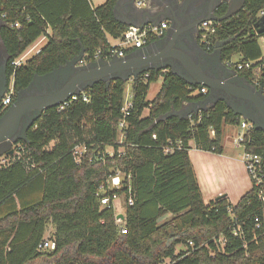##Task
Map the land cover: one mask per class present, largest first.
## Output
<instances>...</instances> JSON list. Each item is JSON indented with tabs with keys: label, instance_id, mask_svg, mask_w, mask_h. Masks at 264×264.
<instances>
[{
	"label": "trees",
	"instance_id": "16d2710c",
	"mask_svg": "<svg viewBox=\"0 0 264 264\" xmlns=\"http://www.w3.org/2000/svg\"><path fill=\"white\" fill-rule=\"evenodd\" d=\"M117 1L95 6L92 0H0L6 22L2 37L11 54L12 101L35 74L52 71L83 49L84 63L97 60L99 50L100 58L111 59L118 47L108 35L121 38L128 28L115 16ZM227 8L223 2L216 15ZM263 10L264 0H246L236 15L216 20L210 44L202 46L212 52L217 43L230 40L221 47L222 60L241 55L238 74L264 89V35L256 27ZM43 36L46 43L38 53L21 66L12 65ZM256 68L260 76L254 81ZM161 76L160 91L148 100L151 84ZM126 84L122 78L100 80L86 89L89 102L79 99L63 111L45 110L27 138L18 141L24 155L0 165V264H162L167 258L172 264H264V205L255 189L235 204L226 194L205 201L190 156L191 142L223 153L224 126L240 124L241 117L219 100L198 114L162 119L209 95L196 93L203 85H191L170 69H150L133 79L132 107L125 117ZM247 136L250 151H264L263 130L252 127ZM76 146L86 148L80 161L73 154ZM169 146L173 151L167 153ZM116 170L124 180L109 193L126 199V234L114 204L102 205L98 193ZM256 217L261 228H256ZM49 224L56 248L41 251L38 245Z\"/></svg>",
	"mask_w": 264,
	"mask_h": 264
},
{
	"label": "water",
	"instance_id": "95a60500",
	"mask_svg": "<svg viewBox=\"0 0 264 264\" xmlns=\"http://www.w3.org/2000/svg\"><path fill=\"white\" fill-rule=\"evenodd\" d=\"M122 1L118 0L115 6L118 20L138 27L159 25L166 20L170 22L167 34L127 56L113 55L111 59L100 58L80 64L83 62V49L75 58L52 71L35 74L29 85L20 91L17 101L0 118V157L15 153L13 143L27 138L28 130L45 110L57 107L73 94L86 90L100 80L109 82L122 78L129 81L150 69H171L191 85H203L210 90L204 100L192 102L187 108L168 113L162 119L171 115L188 117L192 113L198 114L224 100L236 114L264 131V89L257 88L222 60L221 47L230 40L217 43L216 49L210 53L195 41L192 34V30L204 21H222L236 15L244 8L246 0H226L228 8L222 16H217L216 10L224 0H165L166 8L156 12L147 7L137 8L135 0H129L127 4L131 20L119 16ZM189 6L197 12L198 18L194 24L182 25L175 10L185 13ZM167 7H172V11ZM168 11L173 15H169ZM256 27L257 33L264 35V14ZM119 217L124 219L125 215L120 214Z\"/></svg>",
	"mask_w": 264,
	"mask_h": 264
},
{
	"label": "built area",
	"instance_id": "2783aa9c",
	"mask_svg": "<svg viewBox=\"0 0 264 264\" xmlns=\"http://www.w3.org/2000/svg\"><path fill=\"white\" fill-rule=\"evenodd\" d=\"M147 0H135V5L137 7H143L146 4ZM264 14V10L261 11L260 16ZM215 22L216 20H207L201 23V42L202 44H206L207 47L210 44V36L211 34L215 31ZM15 26H19L18 23L15 24ZM168 27L167 22H162L159 25H153V24H147L144 27H138V26H128L127 30L121 37L122 39V44L124 47H135V48H141L143 47L146 43L147 40L150 37H158L162 36L165 33L166 28ZM262 42H264V36L261 38ZM41 50L38 49L37 53ZM101 51L96 52V58H100ZM113 55H118L120 57L125 56V51L123 49H116L112 51V56ZM23 54L20 55L18 58H16L13 62L12 65L15 67L21 66L24 64L26 61L23 58ZM226 63L229 64L230 67L236 65L232 60L227 61ZM243 67L242 64L238 65V68L241 69ZM148 75V74H147ZM146 75V76H147ZM209 89L206 86H203L202 88L198 89L197 92L201 93H208ZM14 95V89L11 88L6 96L3 99V105L8 106ZM82 99L84 102H89L90 101V96L86 90L81 91L79 93L73 94L69 99L58 105V111H63L67 106H69L72 102ZM132 107V95H131V101H126L125 100V105L123 108L124 116L126 117L127 115L130 114V108ZM240 127L243 129L242 132L239 133L238 136L234 138V141L236 143L243 145L244 147V153H243V163L246 169V172L248 174V177L251 182V188H254L257 195H258V200L261 202L262 205H264V151L263 152H254L250 151L247 146L252 142L251 138L248 135V132L251 130L252 127H255L254 124L250 121H248L245 118H241L240 122ZM126 126V120L123 119L120 122V128H124ZM123 136V135H122ZM171 143H173L171 141ZM176 145L178 147H181L182 141L178 140L176 142ZM86 151V148L84 146H76L73 149V154L76 157L77 161H80L81 156L83 153ZM165 151L172 152L173 147H167ZM17 151L15 150V153L12 155H4L0 157V165L1 164H7L10 163L12 159H15L14 156H16ZM110 155H113V152H109ZM120 174L124 173L120 170H116L115 173L111 174L110 177L107 179V181L99 187V194L101 195V204L102 205H107V204H114L115 209L117 207L118 202L120 201L122 195L118 193H109V192H114L117 189H120L124 180V177L121 178ZM129 203L132 204L133 200L132 198L129 199ZM235 204V203H234ZM232 209L230 208V211ZM120 214V213H119ZM118 215V214H117ZM125 218V217H124ZM117 223L122 225L121 232L123 234L127 233V229L124 226V219L120 218L119 215L116 217ZM256 222V228H261L262 222L260 217L255 218ZM241 233V226L239 225L235 229V234H240ZM222 240V239H221ZM191 245H193V242H190ZM56 248V240L53 237H44L43 240L38 245V249L41 251H52ZM172 260L170 258H167L163 261L162 264H172Z\"/></svg>",
	"mask_w": 264,
	"mask_h": 264
},
{
	"label": "rangeland",
	"instance_id": "374dc122",
	"mask_svg": "<svg viewBox=\"0 0 264 264\" xmlns=\"http://www.w3.org/2000/svg\"><path fill=\"white\" fill-rule=\"evenodd\" d=\"M100 2L101 0H92V3L95 5H98ZM45 43H46V37L43 36L39 38L36 42H34L31 46H29L27 50L23 53L24 60L27 61L28 59L32 58L37 53V50L43 47ZM262 46L264 49V42H262ZM232 59L233 61L237 62L241 59V55L236 54L232 57ZM259 76H260V68H256L254 81H256L257 77ZM162 79L163 77L161 76L157 82L151 84L150 92L147 96V99L152 100L156 96L157 92L161 87ZM12 85L13 83L11 81V86ZM132 87H133L132 80L127 81L126 90H125L126 101H131ZM242 130L243 129L240 127L239 124H228L227 127H225L223 142L224 144H226V149L223 153L220 154L224 160L221 161L212 160L213 161L212 166L207 160H204L202 162V158L199 155L195 156L194 155L195 154L194 152L196 151L195 149L192 151L195 163L193 162L192 158L191 160L193 162V165L195 164L194 168L196 166L195 171L196 173H198L197 175L200 176L202 186L205 191L204 193L206 199H209L211 193L215 191L217 188L225 189L227 193H230L231 195H234L236 191L238 192V191L247 190L248 188V180L246 176L247 172L243 163L244 147L243 145L238 144L236 143V141H234V138L238 136L239 133L242 132ZM231 142L234 143V145H232ZM107 149L112 150L113 147L110 146ZM16 151H17L16 156L20 157L24 155V151L21 148L20 144L17 145ZM120 176L121 178L124 177L123 174H120ZM235 199H237V197H235ZM126 206H127L126 199L124 196H122L117 204L116 214L125 215ZM118 215H116V217ZM173 216L174 215H170L169 218H172ZM53 233H54L53 225L49 224L45 236L53 237L54 236ZM181 249L182 246L178 245L177 252H179Z\"/></svg>",
	"mask_w": 264,
	"mask_h": 264
},
{
	"label": "crops",
	"instance_id": "0c3cea01",
	"mask_svg": "<svg viewBox=\"0 0 264 264\" xmlns=\"http://www.w3.org/2000/svg\"><path fill=\"white\" fill-rule=\"evenodd\" d=\"M106 0H101V2L98 4V5H100V4H102V3H104ZM183 1H186V0H180V2H183ZM129 2V0H123L122 1V5H121V9H120V12H119V16H121L122 18H124V19H126V20H131V18L129 17V13H128V3ZM224 2H227L226 0H224ZM165 3H167L165 0H147V2H146V4L143 6V7H137V8H144V7H147V8H149L150 10H152V12H156L157 10H159V9H161V8H166V4ZM95 5V4H94ZM98 5H95V6H98ZM168 8V7H167ZM168 9H170V11H172V7H169ZM163 22H167L168 23V27L166 28V30H165V34H164V36L167 34V32H168V30L170 29V22H168V21H163ZM127 26H129L128 24H127ZM163 36V37H164ZM162 38V37H161ZM158 39H160V38H157V39H154V40H150V42H148V43H146L143 47H141V48H135V47H132V46H129V47H124L123 46V44H122V39L121 38H114L113 36H111V35H108V40H109V42L113 45V46H117L119 49L121 48V49H123L124 51H125V56H127V55H129V54H132V53H134V51L135 50H137V49H143V48H145L146 46H148V45H150V44H153L155 41H157ZM202 45V44H201ZM128 50H131V51H128ZM98 59H100V58H98ZM232 61H233V59H232ZM225 62H227V61H225ZM234 63H236L235 61H233ZM80 64H85L84 62H82V63H80ZM234 67V66H233ZM235 68V70L237 71V73H238V70L236 69V67H234ZM164 70H168V69H164ZM171 70V69H170ZM241 76V75H240ZM163 77V76H162ZM163 81H164V77H163V79H162V84H163ZM132 82H133V79H132ZM157 82V81H156ZM162 84H161V87H162ZM161 87H160V89H161ZM160 89H159V91H160ZM209 89V88H208ZM158 91V92H159ZM210 91V90H209ZM150 92V91H149ZM157 92V93H158ZM196 93H197V91H196ZM157 95V94H156ZM149 100V99H148ZM191 103H188V104H185L183 107H182V109L184 108H187L189 105H190ZM181 109V110H182ZM180 110V111H181ZM149 114V108H146L145 110H144V113H143V115L144 116H147ZM228 125V124H227ZM227 125H225L224 126V133H225V127H227ZM231 144L232 145H234V143H232L231 142ZM223 146H224V151H225V149H226V144H224V142H223ZM196 150L194 153V155L195 156H197V155H199L201 158H202V162L204 161V160H207L209 163H210V165L212 166V162L213 161H221V160H224L223 159V157H221V155L220 154H217V153H214V152H210V151H204V150H201V149H198V148H196V146H195V144L193 143V142H191V149H190V156H191V158H192V160H193V162H194V158H193V153H192V151L193 150ZM107 151L108 152H113V149L112 150H109V149H107ZM213 160V161H212ZM195 163V162H194ZM195 165V164H194ZM195 168H196V166H195ZM246 173V172H245ZM198 174V173H197ZM198 176V179H199V183H200V186H201V189H202V192H203V196H204V199H205V201H210L211 199H214V198H216L217 196H219V195H223V194H226V195H228V197L230 198V200L233 202V203H236V201H238L250 188H251V182H250V179H249V177H248V175L246 174V176H247V180H248V188H247V190L245 191V190H243V191H236V193L234 194V195H231L230 193H227V191L225 190V189H221V188H217L215 191H213L212 193H211V196L209 197V199H206V196H205V191H204V189H203V186H202V182H201V179H200V176L199 175H197ZM235 197H237V199H235Z\"/></svg>",
	"mask_w": 264,
	"mask_h": 264
},
{
	"label": "flooded vegetation",
	"instance_id": "af4514ba",
	"mask_svg": "<svg viewBox=\"0 0 264 264\" xmlns=\"http://www.w3.org/2000/svg\"><path fill=\"white\" fill-rule=\"evenodd\" d=\"M169 1H174L175 0H169ZM209 2L211 0H208ZM223 3V2H222ZM221 3V4H222ZM190 8L185 11V13H183V11L181 10H175L176 13L178 14L179 19H181L182 25L189 23V24H194L198 18L197 12H195L191 6H189ZM169 15H173L172 12L168 11L167 12ZM181 14V15H180ZM169 22V21H168ZM5 20L2 14V10L0 7V118L5 114V112L8 110L9 107H11L18 99L19 93L20 91L17 93L16 98L14 99V101H11V103L8 106H4L3 105V99L6 96V94L8 93V91L13 88V85L11 86V76L9 73V62L11 59V54L5 44V41L2 37V29L5 25ZM201 25L197 26L196 28H194L192 31V34L194 36L195 41H198L200 43V45L202 44L201 42ZM202 46V45H201ZM203 49H205L202 46ZM216 49V48H215ZM214 49V50H215ZM213 50V51H214ZM205 51H207L205 49ZM212 51V52H213ZM209 52V51H207ZM210 52V53H212ZM233 69H235L233 66L231 67ZM14 95H15V90H14ZM13 95V96H14ZM23 127V125H21V128ZM20 141V140H19ZM18 145V141L14 142L12 147L16 150V147Z\"/></svg>",
	"mask_w": 264,
	"mask_h": 264
}]
</instances>
